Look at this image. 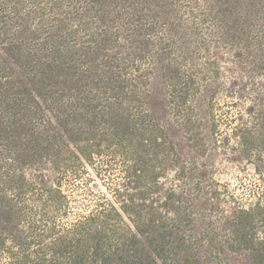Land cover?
I'll return each instance as SVG.
<instances>
[{
    "label": "rangeland",
    "instance_id": "374dc122",
    "mask_svg": "<svg viewBox=\"0 0 264 264\" xmlns=\"http://www.w3.org/2000/svg\"><path fill=\"white\" fill-rule=\"evenodd\" d=\"M77 1L63 0L60 4L56 0H0V38L7 36L6 40H0V83H9L11 98H28L25 89H32L35 81L41 88L43 81L53 73L61 80L67 78L72 84L77 83L86 67L71 60L70 47L74 46L71 52L83 53L94 44L103 46L101 41L108 36L112 41L118 37L121 47L113 53H120L119 64L127 60L124 52L129 46L140 47L143 35L140 38L136 20H130L132 15L142 16L141 12L134 11L140 8L138 1L133 0L135 6L128 8L127 3L132 0H118L122 8L120 15L112 0ZM139 2L146 5L144 13L152 6L157 10L153 17H160L156 19L148 46L150 58L138 61L139 69L137 65L126 69L119 65L117 69L121 71L120 78L143 82L149 96L157 90V96L167 98L166 106H159L153 122L161 126L168 137L169 156L160 166L152 165V172L160 168L158 182L162 188L150 192L147 200L157 210L156 224L163 222L160 214L168 215L169 233L165 239H160V230L155 229L149 238L147 235L139 237L141 244H128L127 238L122 237L116 245L129 249L132 255L136 249L146 248L157 264H264V253L256 255L262 250L259 242L264 246V211L257 206L260 198L264 206V155H260L263 152L260 146L244 141L245 136L249 140L257 139L261 130L258 116H263L260 111L264 108V0ZM106 51H100L99 57L96 54L97 60L104 62L107 55L112 54ZM49 64H54L51 68L55 72ZM55 65L62 69H55ZM112 66L99 67V79L115 75ZM90 67L92 70L86 74L89 78L95 72L92 65ZM146 68H150L152 74L142 78L140 72ZM163 68L168 69L167 73L161 71ZM189 78L195 82L187 80ZM187 83L191 84L188 98L184 89ZM58 86L64 91L62 84ZM92 87V84L83 85L88 91ZM70 91V98L78 101L76 88ZM173 93L177 97L170 96ZM181 95H185L187 101ZM50 113L52 116L53 112ZM189 115L190 131L185 126ZM10 118L0 120L6 122ZM55 130L57 127L52 132ZM198 135L199 142L194 139L199 138ZM11 153L13 150L0 142V166L9 161ZM106 159L109 158L101 157L102 161ZM40 164H36L38 170L28 165L19 174L26 175L29 182L38 186L40 180L48 188L62 184L65 199L57 192H28L26 202L31 205L30 209L43 203L38 200L47 193L44 199L52 198L56 216L71 228L80 222L86 223L92 215H105L114 205L123 214L126 225L135 233L139 230L129 221L130 215L123 213L125 199L129 198L117 192L118 189L128 192L130 188L129 179L125 178V164H116L117 171L109 173L101 171L98 162L96 166L87 164L86 171L81 168L82 174L77 177L61 176L50 165ZM239 208L257 213L256 228L249 230L255 245L232 250L231 244L240 242L235 229ZM49 210L31 211L30 221L37 219L43 226L55 219ZM118 218H111V223ZM177 224L178 229L174 228ZM126 225L121 224L119 231L128 236ZM97 226L101 229L103 224ZM78 227L77 230H81L86 224ZM150 238L157 244L155 247L150 245ZM159 249L165 252L163 258L158 255ZM145 253L147 255V251ZM95 256L101 260L100 255ZM34 258L32 249L27 251L25 261ZM8 260L6 257L3 261Z\"/></svg>",
    "mask_w": 264,
    "mask_h": 264
},
{
    "label": "trees",
    "instance_id": "16d2710c",
    "mask_svg": "<svg viewBox=\"0 0 264 264\" xmlns=\"http://www.w3.org/2000/svg\"><path fill=\"white\" fill-rule=\"evenodd\" d=\"M62 1L56 0L60 4ZM98 1L91 0L90 2L99 3L100 1ZM112 1L114 7L119 9L118 14L120 15L121 4L117 2L118 0ZM135 1H138L137 5L140 8H135L134 11L135 13L141 12L142 16L132 15L130 20H136L138 31H141L139 36L140 38L141 35L143 36L139 42V48L132 45L127 50L130 53L124 52L127 60L121 61L119 64L118 54L120 53L116 51L113 53L115 49L121 47L118 37L112 41L108 36L101 41L103 46L94 44L87 47L83 53H79V50L71 52L74 46L68 50L71 60L86 67L77 83L73 82L72 84V81L67 78L61 80L53 73L43 81L41 88L35 81L32 89H25L24 93L28 98L21 99L11 98L10 91L12 88L9 83L8 85L0 83V118L11 117L6 121L7 123L0 120V142L7 144L14 152L11 153L9 161L5 162L4 166H0V264H31L30 261L33 264H157L146 248L136 249L132 255L129 249H120L116 245L122 237L127 238L128 244H136V242L141 244L139 237L147 235L149 238L155 229L160 230L158 236L160 239H165L169 233L167 230L168 215L160 214L163 222L156 224L157 210L147 200L150 192L162 188L158 182L161 175L160 168H157V172H152L151 167L154 164L160 166L165 163L169 156L168 137L161 126L153 122L157 117L156 113L159 106H164L167 98L162 95L157 96V90L152 96H149L143 82L120 78L122 76L121 71L117 69L119 65L125 69L137 65L139 69L138 61L143 62L150 58L147 55L151 45L150 38L154 32L156 19H160V17L158 15L153 17L157 14L155 7H148L147 12L145 10L144 13L143 7L146 5L141 4L143 2H139V0ZM116 2L119 4L118 6ZM146 3H149V0ZM75 4L73 3V6ZM127 4L130 8L134 1L132 0ZM164 21H168L167 18ZM113 36L115 35L113 34ZM3 38L6 40L7 36L4 37L3 35ZM2 39L0 38L1 41L4 40ZM100 51L112 54L107 55L105 61L101 62L95 57L96 54L99 57ZM111 60L117 61L112 63ZM53 65L49 64V67L51 68ZM89 65H92L95 70L90 78L86 76L87 71L92 70ZM111 65H113L115 75H110L104 79L105 83L103 78L99 79L101 77L99 67ZM55 66V69H62L59 65ZM51 70L54 71L52 68ZM167 70L163 68L161 71L167 73ZM89 74L91 73L89 72ZM140 74L142 78H146L152 74V70L146 68ZM187 80H191L192 83L195 82L192 78ZM188 83V87L185 86L184 88L187 98L191 89V84ZM59 84L63 85L64 91L58 89ZM90 84L93 87L89 88V91L83 88V85L87 87ZM73 87L77 90L75 91L77 92L75 98L78 101L76 102L70 98L71 94H69ZM175 93L170 96L177 97ZM65 96L69 98L67 99ZM181 97L187 101L185 95H181ZM51 98L53 99L50 100ZM143 106L150 109L144 110ZM50 112H53L54 120ZM260 113L263 116H258L261 125L259 136L252 140L245 136L244 141L246 144L254 142V145L260 146L264 152V108ZM190 119L189 115L185 124L188 131H190L189 126L192 124ZM87 125L90 126L87 127ZM54 126L57 127V130L52 132ZM194 139L199 142L201 138L195 136ZM195 146L198 150L199 145L196 143ZM200 146L202 147L203 144L201 143ZM172 147L169 146V148ZM263 152H260V155H264ZM101 157L109 159L102 161ZM97 162L102 167L101 171L108 173L117 171L116 164L121 162L123 165L125 164L124 172L127 175L125 178L129 179L127 186L130 188L128 192H119V189L117 192L119 195L123 197L126 195L129 198L125 199L123 213L130 215L128 216L129 221L134 222L139 228L136 233L126 225L127 223L122 217L123 214L114 205H111L107 213H103H106L105 215H92L85 220L86 223L80 222V224L75 225L76 228L75 226L68 228L64 222H60L59 217L56 216V207H54L52 198L44 199L47 193L38 200L44 201L40 204L41 206L37 204L36 207L33 203L35 208L30 209L31 205L26 202L28 192H57L63 199L65 197L62 194V184H59L58 187L50 186L48 188L43 180H40V186L29 182L26 175L19 174L24 167L30 165L38 170L40 163H42L45 167L50 165L52 170L61 176L70 174L77 177L82 174L81 168L86 171L87 164L96 166ZM61 179H65V177ZM58 180L60 181L59 178ZM12 190L16 192H10ZM262 194L264 196V192ZM253 195L255 196V194ZM262 203L260 198L257 206L258 209L261 207L264 211ZM37 208L46 212L47 208H50L49 211L55 219L45 222L43 226L39 223L41 221L37 219L33 218L30 221L33 216L31 211L33 212ZM57 209L60 210V207ZM256 214L248 208L238 209L235 229L237 228L236 234L240 242L238 245L236 243L231 244L232 250L255 245V242L250 238L249 230L256 228V223H254ZM101 217L104 218L103 221ZM114 217H119V220L111 223L110 220ZM100 223L103 224L101 229L97 226ZM83 224H86V227L77 230L78 226ZM121 224L128 228V236H126V232L119 231ZM178 225L174 228L178 229L180 227ZM27 227L29 231H27ZM262 229L264 230V219ZM238 231H241V234ZM76 232L77 236H75ZM153 242V238H150V245L155 247L157 244ZM183 243L185 242L183 241ZM259 243L262 245V250L258 251L256 255L264 253L263 242ZM30 249H32V254L36 256V259L25 261L26 253ZM162 250L158 252L161 258L165 253ZM109 251L112 255L108 253ZM96 254L100 255V261H98V256H95ZM6 257L9 259L7 262L3 261Z\"/></svg>",
    "mask_w": 264,
    "mask_h": 264
}]
</instances>
